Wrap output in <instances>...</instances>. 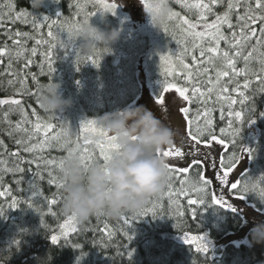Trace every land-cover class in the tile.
Segmentation results:
<instances>
[{
	"label": "trees",
	"instance_id": "16d2710c",
	"mask_svg": "<svg viewBox=\"0 0 264 264\" xmlns=\"http://www.w3.org/2000/svg\"><path fill=\"white\" fill-rule=\"evenodd\" d=\"M8 2L9 0H0V4ZM11 3L15 5L16 12L28 11L38 20L44 17L57 19L58 13L62 15L60 20H75L77 19L76 4H86V11L97 12L94 16L89 17L92 25L106 31L115 28L120 32V39L111 46L109 51L97 49L94 53L82 58L78 52L79 41L74 42L67 50L57 47L53 50L54 73L48 72L43 55L47 46H37L34 40H28L27 47H37V55L31 57L33 63L27 69L23 67V60L13 61V71L23 70V72L29 73L26 81L27 88L35 95H18L17 90L20 85L8 83L9 80H15V77L8 75V58L5 57L3 64H0V98L21 99L29 115L35 109L45 121H49L55 126L56 132L66 131L67 138L73 141V147L79 138V144L83 148L85 145L80 127L84 120H95L105 113L123 110L140 96L138 59L148 51V38L143 35L126 36L122 32L120 19L116 15L94 8L93 4L88 3L87 0H46L45 4L38 10L32 9L29 0H11ZM170 7L173 11L180 12L181 15H192L174 3V0L170 3ZM214 10L221 13L225 8L221 5ZM79 19L82 22L83 16H80ZM233 22L235 23V16H233ZM52 30L53 32L58 31L56 27ZM172 30L173 25L169 22V32L171 33ZM15 31H27L39 38V32L34 31L30 24L21 21L13 23L5 18L4 25L0 26V47L5 44L12 47V41L8 39L7 33ZM41 31L47 38L48 28L45 26ZM225 31L227 34V29ZM161 33L166 46L174 54H179L181 45L166 35L163 28H161ZM177 38L179 37L177 36ZM61 39L66 40L67 34L62 33ZM221 47L224 48L226 45L222 43ZM85 58L97 59L99 67H95ZM77 63L79 64V71H77ZM42 65L44 66L43 74H41ZM237 66L243 67V61H240ZM252 67L258 70L259 65L253 62ZM163 72L157 71L152 76L153 84L158 90H162V82L165 79L172 80V77L162 75ZM31 74L36 75V81L32 80ZM238 79L241 84L244 83V77ZM51 80L60 85V92L63 97L72 100L71 107L55 115L45 113L37 102L40 87ZM176 80L178 83H183L179 77ZM259 87L253 78L249 89H241L245 91L247 97L245 105L237 103L232 106L235 111L244 110L243 123L234 116H228L230 109L226 102L223 105L224 120L220 119V105H209V107L215 108L212 113L213 132L218 139L223 138L224 143L227 144V149L221 156L224 159L223 168L220 166L221 158L214 157L209 150L202 146H195L200 156L188 155L192 160L194 158L205 160V164L208 165L206 167L210 172L212 183L207 185L208 196L205 198V206L189 205L187 202L189 198L199 199L202 195L193 191L192 182L199 183V177L204 173V165H192L186 177L176 174V179L173 181L175 188L179 189L181 187L179 181L188 179L189 184L185 185V188L188 190L189 196L181 195L178 200L173 197L174 202H170L166 187L163 191V199H160V195L146 207L148 209L153 208L155 202V217L151 211L148 212L147 216H137L135 221H132L131 218L136 215H125L115 220L103 215L95 216L86 222H81L76 232L53 245L51 235L60 229L61 223L67 216L60 213L61 195L57 197L58 203L51 206V211L49 210L45 197L49 200L52 199L57 189L55 185L48 184L47 172H43V180L37 179L35 190L30 189L29 184L33 178V173L37 170L35 164H23L22 167L25 168V172L22 174L4 173L3 186L0 187V191L10 190V193L0 197V205L5 209V215L0 217V264H264V243H254L251 233L248 236V245L239 247L229 245L223 250H217L215 255L212 251L205 254L198 252L193 246L180 245L169 239L172 235L179 236L187 233H208L211 238L219 239L229 233L236 232L243 224L242 216L238 213L241 204H248L264 217V202L255 194H249L244 200H239L236 197L240 193L230 187V176L228 185H221L216 179L218 173L227 170V157L233 151L240 157V149L248 143L253 155L250 167L240 178V181L245 178L258 180L259 177L264 176V116L260 115L264 113V92H260ZM230 94L239 99L236 93ZM10 107V105H0V140L4 141V147H0V152H4L5 148L8 152L17 151L15 139L21 135L20 133H14L12 137L8 135L9 126L5 122L4 113L8 112ZM191 107L192 114H194L198 105L194 104ZM253 107L255 111L251 114L247 109ZM249 115H252L255 120L259 132V138L255 142H250ZM8 119L15 125L20 116L18 112H9ZM230 119L233 124L231 129L228 127ZM220 128L225 129L222 137ZM234 129H239V135L235 134ZM201 139H207V142L211 141L207 136ZM233 139H235V146H233ZM88 147L92 148V146ZM183 147L186 149L185 153H188L192 151L194 142L189 138ZM66 150L67 147L64 150L54 148L45 152L44 155L49 158H60L67 154ZM21 155L25 159L31 158V154L28 153H21ZM3 158L8 160V166L11 167L14 158L7 156V153ZM94 160L99 161L98 157ZM213 161L216 164L215 168L210 166ZM56 174L59 175L58 172ZM16 181H20V183ZM33 191H38L42 195L34 196ZM212 194L224 195L225 200L232 203L236 211L222 209L215 205L208 206L207 204L211 203ZM30 198L33 201V208L27 207ZM13 199L20 201V204L17 208L10 209L9 205ZM33 209H40V211ZM193 210L196 212L195 218L192 216ZM52 212L55 215H52ZM181 212L184 215H179ZM124 217L129 218L130 223L128 225L123 223ZM105 226H107V231H105ZM128 235L133 237L131 241L128 239ZM15 241H19V244L17 245Z\"/></svg>",
	"mask_w": 264,
	"mask_h": 264
},
{
	"label": "snow or ice",
	"instance_id": "6c2138e0",
	"mask_svg": "<svg viewBox=\"0 0 264 264\" xmlns=\"http://www.w3.org/2000/svg\"><path fill=\"white\" fill-rule=\"evenodd\" d=\"M88 3H92L94 8L102 9L105 13H111L115 15L117 4L108 3L106 0H87ZM172 0H148L145 7L149 14H154L159 11V5L166 4L169 8V15L167 22L162 25L163 31L166 35H169L171 39H175L178 45H181L179 54H173L169 52L167 54L160 55V66L164 68L162 75L165 77H172L169 81L165 79L162 84V91L168 92L174 90L179 94L188 106L179 109L183 113V117L187 124V135L191 141L194 142L192 151L185 153L179 147L173 145L172 148L163 150V157H179L183 158L186 155L198 157L199 151L195 146L204 143L208 146L207 139L202 140V137L207 136L208 139L215 141L217 144H223V138L218 139L213 132L214 122L212 113L215 110L214 107L209 105H220V119L224 120V103L226 102L229 107L228 116L235 117L243 123L244 110L235 111L232 106L237 103L245 105L247 97L245 91L241 89H249L252 79L255 78V82L260 86L259 91L264 92V0H174V3L178 4L180 8L186 10L187 13L192 15H181L178 11H173L170 7ZM156 5V6H154ZM223 5L225 10L221 13L216 12L214 9ZM77 19H64L60 20L61 14H57V19H50L44 17L38 20L28 11H15V5L9 0L6 4H0V26L5 23V18L8 21L15 23L21 21L25 24H30L34 31L39 32V38L27 31H15L8 32V39L12 41V47L5 44L0 47V64H3L4 58H8V75L15 77V80H9V84L18 83L20 85L17 90V94L35 95L27 88V76L29 73L20 71H13V61L23 60V67L29 68L33 61L31 57L37 55V47H27L28 40H34L35 45H46V50L43 53L45 56L47 69L49 73H54L53 66V50L57 47L67 50L74 43V33L81 24L88 23L89 17L94 16L97 12L86 11V4H76ZM6 9V11H4ZM83 16L82 22L79 17ZM233 16H235V23L233 22ZM31 17V19H29ZM210 17H212L210 19ZM169 22L173 25V30L169 32ZM47 27V38L42 33V28ZM58 29L57 32H53V28ZM225 29H227V34ZM66 33L67 39H61V34ZM177 36L179 38H177ZM222 43L226 47L222 48ZM175 57V59H173ZM77 58L79 55L77 53ZM88 62L95 67H99V62L95 58H85ZM243 61V67H238V63ZM253 62L258 63V70L253 68ZM77 71H79V64L77 63ZM44 72V66H41V74ZM214 73V75H212ZM179 77L183 83H178L176 78ZM239 77H244V83L239 82ZM33 81L37 80L35 74H31ZM232 85V87H229ZM230 93H236L239 99L234 98ZM215 97V99H213ZM39 103V100L37 99ZM157 103H163V99L158 96ZM198 105L195 113L192 114V105ZM0 105H10L8 112L4 113L5 122L9 126L8 135L13 136L14 133H20L21 135L15 139L17 145V151L8 152L7 148L4 152H0V187L3 186V174L6 172L12 173H24L25 168L23 164L36 165V171L33 173V178L29 182L30 189H36L37 179L43 180V172H47L48 184L55 185L57 192L53 194L52 199L45 197V201L51 211V206L58 203L57 197L61 195L62 182L57 172L63 163L64 157H51L44 155L51 149L64 150L69 145L73 144V141L67 138L66 131L56 132L55 126L45 121L38 112L33 109L31 115L26 111L21 99L0 98ZM247 111L251 114L255 109L250 108ZM9 112H18L20 119L12 124L8 119ZM260 115L264 116V113ZM34 117V119H32ZM255 123L252 115L248 117V124ZM228 127L233 128L232 120L228 122ZM80 131L83 133H90L93 138L85 136L84 147L81 148L79 144V138L75 142V148L81 151L82 159L85 163H90L98 157L99 161L107 163L113 151L116 150L115 138L110 136L102 127L98 126L95 120H88L84 122ZM221 137L223 136L225 129L220 128ZM236 135H239V129H234ZM88 146H92L89 148ZM233 146H235V139H233ZM0 147H4V141L0 140ZM231 151V149H229ZM241 153H247L251 158L253 152L248 148H241ZM5 153L7 156L14 158L12 166H8V160L4 159ZM21 153L31 154L30 159H25ZM228 166L227 170L222 171L216 175V179L219 180L221 185L229 184V173L233 170L236 162L240 157L236 152H232L227 157ZM193 166H199L205 164V160L194 158L191 161ZM215 168L216 164L213 161L210 165ZM220 166L223 168L224 159H220ZM168 171V183H167V196L170 202L173 201V197L177 200L181 195L189 196L188 190L185 185L189 184L188 179H181L179 181L181 187L176 189L173 181L176 179V174H180L186 177L190 172L189 167H173L167 163ZM30 170V169H29ZM20 183V181H16ZM212 181L205 179L201 174L199 177V183L192 182V189L196 193H201L199 199H188L189 205H201L205 206V198L208 196L207 185ZM231 189L240 193L236 198L244 200L247 195L255 194L260 200H264V176L259 179L250 181L249 178H245L242 181L232 182ZM10 190L0 191V197L9 194ZM34 196H40L42 193L33 191ZM163 193L160 199H163ZM20 201L12 200L9 205L10 209L17 208ZM208 206L215 205L222 209L231 210L233 212L236 209L232 203L225 200L224 195L211 196V203ZM27 207L33 208V201L31 198L27 202ZM156 207L155 202L153 208H146L142 213L132 217V221H135L137 216H147L148 212H152L153 217L156 213L154 211ZM34 211H40V209H33ZM55 215L54 212L51 213ZM5 215V209L0 205V217ZM43 215V213H41ZM179 215H184L182 212ZM99 216V215H98ZM193 218L196 217V212H192ZM76 218L67 217L63 224L60 225V233L51 235V242L53 245L57 244L61 237H68L70 233L77 231ZM123 223L128 225L130 220L128 217L123 218ZM46 227V225H45ZM107 231V226H105ZM128 239L131 241L133 237L128 235ZM184 242L186 244L196 243V249L198 252L208 253L209 249L205 243L204 236H191L185 234ZM18 245L19 241H15ZM79 247V245H76ZM131 258V252L129 251Z\"/></svg>",
	"mask_w": 264,
	"mask_h": 264
},
{
	"label": "clouds",
	"instance_id": "9594fccd",
	"mask_svg": "<svg viewBox=\"0 0 264 264\" xmlns=\"http://www.w3.org/2000/svg\"><path fill=\"white\" fill-rule=\"evenodd\" d=\"M45 2L29 0L36 10ZM158 7L159 11L149 16L152 25L160 29L167 22L169 8L166 4ZM119 39L117 29L102 30L90 21L81 24L74 33V42H80L81 58L97 49L109 51ZM38 100L40 108L52 115L72 105L71 98L63 97L60 85L52 80L40 87ZM95 121L115 138L116 150L107 163L93 160L86 164L80 150L68 146L59 170L60 213L80 222L98 215L114 220L138 215L167 187V162L158 153L172 147L179 132L142 105L105 113ZM251 238L256 244L264 243V221L254 226Z\"/></svg>",
	"mask_w": 264,
	"mask_h": 264
},
{
	"label": "rangeland",
	"instance_id": "374dc122",
	"mask_svg": "<svg viewBox=\"0 0 264 264\" xmlns=\"http://www.w3.org/2000/svg\"><path fill=\"white\" fill-rule=\"evenodd\" d=\"M108 3H116L117 9L115 15L120 19L122 32L129 36L143 35L148 38L149 48L148 51L143 54L140 59H138V78L141 87V93L138 99L129 105L127 108H132L136 106H145L151 109L155 115L160 118L165 124L170 127L177 129L179 135L177 136L174 146L179 147L182 151L186 152L183 147L184 143L189 139L187 135V124L183 117V113L179 111L182 107L188 106L186 102L179 97V94L174 90L163 92L155 88L153 84V73L159 71H164V68L160 66V55L167 54L169 52H174L169 49L161 33V28H155L151 23V18L145 7L148 0H106ZM103 11V10H102ZM175 59V57H173ZM158 96L163 99V103H157ZM88 121L87 119L82 122ZM250 142H255L259 138V132L256 127V123L250 124ZM83 141L85 136L95 139L90 133H83ZM208 146L201 143L204 149L209 150L214 157H220L227 149V144H217L215 141L207 142ZM173 147V146H172ZM170 147V148H172ZM165 148L164 150L170 149ZM245 148L250 149L249 143ZM168 164L173 167H191L192 159L186 155L183 158L179 157H163ZM251 163V158L247 153H241L238 163L234 166L233 170L229 173L231 182L240 181V178L248 171ZM204 178L210 180V172L206 166H204ZM238 213L242 216L243 224L240 229L236 232L229 233L222 238L213 239L208 233L202 234H189L191 236H204L205 243L208 246L209 251H212L214 255L217 250H223L226 246L233 245L236 247L248 245L249 244V233L252 232L254 226L261 221H264V217L253 210L248 204H241L239 206ZM65 221V220H64ZM62 222L61 224H63ZM81 222L76 221V228ZM61 229H59L54 234H59ZM72 233L69 234V236ZM68 236V237H69ZM185 234L172 235L169 239L180 245H189L196 248V243L186 244L184 242ZM68 237H61V240L67 239Z\"/></svg>",
	"mask_w": 264,
	"mask_h": 264
}]
</instances>
